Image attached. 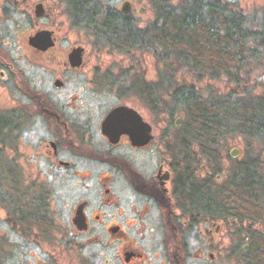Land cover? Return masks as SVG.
Returning <instances> with one entry per match:
<instances>
[{"label":"flooded vegetation","instance_id":"obj_1","mask_svg":"<svg viewBox=\"0 0 264 264\" xmlns=\"http://www.w3.org/2000/svg\"><path fill=\"white\" fill-rule=\"evenodd\" d=\"M59 1L70 23L51 13L21 36L9 17L23 0H0V143L10 141L14 152L13 182L0 190V206L10 233L33 246L21 264H212L224 222L198 215L180 192L181 169L194 171L199 161V174L206 176L195 145L180 159L181 122H150L145 90L127 85L128 74L98 70L88 54L85 33L93 47H108L94 31L98 25L84 23L67 0ZM125 2L128 13L121 10ZM38 3L41 16L34 12ZM133 4L123 0L119 10L105 11L130 19ZM51 10L42 1L33 5L37 18ZM38 32L50 40L45 49L31 42ZM20 48L30 55L23 58ZM79 48L72 63L70 54ZM120 106L140 116L144 126L135 121V131L150 126L149 140L117 135L122 120L112 137L105 133L107 116ZM204 222L214 229L205 230ZM5 243L1 236L0 253Z\"/></svg>","mask_w":264,"mask_h":264},{"label":"trees","instance_id":"obj_2","mask_svg":"<svg viewBox=\"0 0 264 264\" xmlns=\"http://www.w3.org/2000/svg\"><path fill=\"white\" fill-rule=\"evenodd\" d=\"M150 2L154 20L144 28L111 11H104L96 21L98 11L92 0H67V5L84 23L98 25L94 30L97 37L112 51L127 55L148 51L163 61L168 71L184 70L198 79L225 78L240 87L254 69L264 68V15L252 28L234 2ZM133 80L139 94L145 90L148 109L156 116L163 114L153 101V84L137 76ZM171 82L168 78L166 87L173 89L172 105L180 106L183 116L180 159L188 157L191 144L207 161H215L220 147L230 140L238 138L244 147L238 159L226 154L229 166L211 164L209 175L199 174V161L194 171L181 169V197L193 202L197 214L209 221L242 226L245 235L238 239L248 245L242 261L264 264V231L258 229L264 227V96L210 91L204 95L193 84ZM176 111L170 106L165 109L169 118L178 114ZM204 164L209 167L208 162ZM216 174L221 175L220 180Z\"/></svg>","mask_w":264,"mask_h":264},{"label":"rangeland","instance_id":"obj_3","mask_svg":"<svg viewBox=\"0 0 264 264\" xmlns=\"http://www.w3.org/2000/svg\"><path fill=\"white\" fill-rule=\"evenodd\" d=\"M42 1L45 7H51V12L47 13L43 18H37L33 14V5ZM123 0H92L95 9L98 11L95 14V20L97 21L99 17L102 16V13L107 9H116L119 10L121 2ZM234 2L237 4V9L242 11L246 16L247 20L250 23V27L256 28L260 20L264 15V0H226ZM133 9L130 13V19L134 21L135 25L144 28L149 25L154 20V12L151 8L150 0H133ZM19 11L10 15L9 18L13 19L19 26L21 36L31 34L35 29L48 22L51 18V13L60 12V21L70 23L69 16L65 14L64 5L59 0H23V5L18 6ZM141 8L142 11L138 12L137 10ZM11 24V22H8ZM75 38V36H72ZM85 45L88 50L89 55H94L96 57V67L98 70L105 72L107 74H113L115 76L121 75V78H124L128 74L127 85L133 87L134 76L138 79L140 77L143 81H147L153 84L155 88L154 102L159 104V108L162 109L159 112L163 114L155 115L148 109V120L150 122L155 121L158 118L171 120L173 123L174 120L180 118L182 124L183 116L181 114V107L172 105L171 93L172 88L166 87V82L170 78L175 84L178 83H187L193 84L196 89H198L202 94L207 95L208 92H214L218 94H227L233 92L239 96L244 95L246 92L250 95L264 96V68H256L253 70L251 76L248 78L247 83H243L240 87L229 83L225 78H220L217 80L209 79H198L196 76L181 71H171L166 70V66L163 61L156 59L150 52L138 50L136 53H131V55L122 54L116 51H112L109 47L97 48V46H92L87 40L90 37L85 33ZM21 46V45H20ZM19 54H23L26 58V55H30L26 50L20 48ZM26 56V57H25ZM118 80V77H117ZM171 82V83H173ZM174 84V86H175ZM6 97V96H3ZM2 97V99H3ZM13 101V94H8L6 102L11 105ZM1 106V104H0ZM174 107L176 113L172 118H169L165 112L166 107ZM164 109V110H163ZM2 111V108L0 107ZM1 114V112H0ZM232 148H237L239 153L236 158L238 159L242 156L243 152V143L240 142L238 138L230 140L227 145L220 147L219 157L215 161L202 160V162L209 163V167H206L205 174L211 173V164H220L222 166H229L230 162L226 158V154L229 156V151ZM14 152L13 144L10 141H5L0 143V190H6L4 184L13 182V171L14 166ZM219 179H221L220 174ZM215 175V176H216ZM1 205V204H0ZM3 208L0 206V240L1 236H4L6 243L4 244V249L0 253V264H21L24 261L30 259V256L24 254V250L28 252L32 249V244L28 242L30 240L23 239L13 233H10V227L6 223V220L3 216ZM205 221V220H204ZM202 227L205 230L210 229V225L204 222ZM260 230L264 231V227L258 226ZM197 227V231L199 230ZM212 230L214 228H211ZM245 231L242 229V226L226 223L224 222L222 227L219 229V234L216 235L217 241V251L213 250L215 260L212 264H245L242 260L245 257L244 246L246 243L239 241V236L244 237ZM215 236V235H214ZM201 243L197 238V246ZM226 246V247H225ZM248 246V245H247ZM3 248V247H2ZM248 249V248H247ZM246 249V250H247ZM197 263H200L197 261Z\"/></svg>","mask_w":264,"mask_h":264},{"label":"water","instance_id":"obj_4","mask_svg":"<svg viewBox=\"0 0 264 264\" xmlns=\"http://www.w3.org/2000/svg\"><path fill=\"white\" fill-rule=\"evenodd\" d=\"M122 12L123 13H128L130 8H129V3L125 2L122 5ZM35 15L36 16H41L44 13V9L41 3H38L35 5ZM31 42L37 46L38 48L41 49H45L47 46L50 45V40L48 38L47 35H45L44 32H38L36 33L33 37H31ZM80 49H75L72 51V53L70 54V61L72 63H76L79 59L80 56ZM132 115V117H131ZM122 120L121 125H119L117 127L118 133H127L130 135L132 141L134 143H140L141 141H146L149 140L151 138V128L150 126H148L147 131L145 129V132H137L135 131V129L132 127V125H136L135 121L137 122L138 125L143 124L141 123V118L140 116L137 114V112L133 109H128L127 107H117L115 109H113L111 111V113L107 116L104 124H103V129L105 131V133L109 136L112 137L111 135H113V131L116 129V125L119 124V121ZM181 122L180 118L176 119V124H179ZM146 127V124H145ZM239 151L237 148H232L229 151V156L231 158H236L238 155ZM216 179H219V175L215 176ZM248 248L247 245L244 246V250H246Z\"/></svg>","mask_w":264,"mask_h":264}]
</instances>
